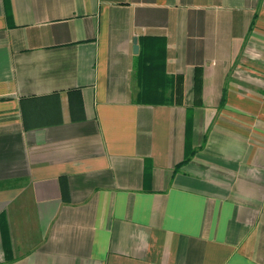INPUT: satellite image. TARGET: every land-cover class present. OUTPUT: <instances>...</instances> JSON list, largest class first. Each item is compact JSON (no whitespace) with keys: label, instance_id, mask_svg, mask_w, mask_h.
Instances as JSON below:
<instances>
[{"label":"crops","instance_id":"0c3cea01","mask_svg":"<svg viewBox=\"0 0 264 264\" xmlns=\"http://www.w3.org/2000/svg\"><path fill=\"white\" fill-rule=\"evenodd\" d=\"M0 264H264V0H0Z\"/></svg>","mask_w":264,"mask_h":264},{"label":"trees","instance_id":"16d2710c","mask_svg":"<svg viewBox=\"0 0 264 264\" xmlns=\"http://www.w3.org/2000/svg\"><path fill=\"white\" fill-rule=\"evenodd\" d=\"M137 73L141 84L137 101L149 104H172L182 101L181 76H165L159 64L148 60L147 56L138 60ZM196 80H199L197 75Z\"/></svg>","mask_w":264,"mask_h":264},{"label":"water","instance_id":"95a60500","mask_svg":"<svg viewBox=\"0 0 264 264\" xmlns=\"http://www.w3.org/2000/svg\"><path fill=\"white\" fill-rule=\"evenodd\" d=\"M138 51V44H137V40L136 38L133 39V52H137Z\"/></svg>","mask_w":264,"mask_h":264}]
</instances>
